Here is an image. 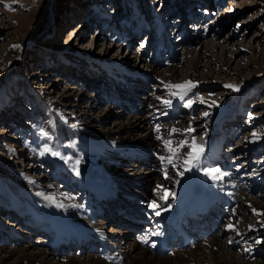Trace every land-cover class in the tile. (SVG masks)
<instances>
[{"label": "rangeland", "instance_id": "rangeland-1", "mask_svg": "<svg viewBox=\"0 0 264 264\" xmlns=\"http://www.w3.org/2000/svg\"><path fill=\"white\" fill-rule=\"evenodd\" d=\"M187 81L195 87L186 94L168 87ZM230 84L239 90L226 87ZM133 117L148 119L149 130L119 131ZM148 134L152 144H138V136ZM193 138L194 149L188 147ZM45 146L60 156L41 155ZM169 148L178 151L173 155ZM136 151L145 154L129 155ZM190 151L201 153L202 168H217L224 178L213 180L195 167L187 171L183 161ZM97 171L117 177V192L129 211L115 210L134 221L120 224L96 212L92 218L103 227V237L96 239L89 236L86 214L91 215L88 201L92 208L96 204L90 176ZM135 171L142 179L133 177ZM199 174L216 185L214 200L220 201L211 208L216 226L197 242L218 236L245 264H264V220L250 206L264 210V0H0V257L16 250L0 264H32L17 259L25 248L54 253L48 260L64 264L60 248L62 256L49 251L51 216L65 227L60 243L74 234L89 236L71 242L79 247L77 258L101 256L108 243L117 247L111 253L127 254L128 240L169 230L155 211L186 208L179 194ZM225 180L233 187H220ZM84 187L93 189L91 196ZM209 190L201 186L197 194ZM153 201L159 205L155 211L149 207ZM11 208L40 218L49 233L39 225L22 226ZM232 219L235 230L228 227ZM183 248L195 250V244ZM120 260L114 263L130 262Z\"/></svg>", "mask_w": 264, "mask_h": 264}, {"label": "bare ground", "instance_id": "bare-ground-1", "mask_svg": "<svg viewBox=\"0 0 264 264\" xmlns=\"http://www.w3.org/2000/svg\"><path fill=\"white\" fill-rule=\"evenodd\" d=\"M199 64H200V61H197V63L195 64L196 70L198 69L197 67ZM171 76H172V78H174L176 75L174 73H171ZM188 79H186L184 77L181 80H188ZM181 80H179V81H181ZM105 114L107 115L110 113L107 112ZM148 124H149L148 119L147 120L146 119L141 120L140 118L133 117V118L129 119L127 123H124V125H120L119 131H121L122 133H126V134L127 133L132 134L133 131L131 132V130L135 126L136 127L137 126H141V127L143 126L146 130H149ZM105 135H106V137H108L109 134L105 132ZM150 136L151 135H149V134L146 135L145 137L138 136L139 137V138H137L138 144L144 146L145 141L147 143V141L151 138ZM102 139L105 140L107 138L102 137ZM126 140H128V139H126ZM148 142L150 144H152L151 141H148ZM106 145H107V142H104V146H106ZM132 153H129V155L141 156L142 154L143 155L145 154V152L139 153V151L132 152ZM123 154H126V153H123ZM102 158L104 159V158H108V157H102ZM97 172H98L97 174H92L90 176V185L93 188H95L96 192H97V199H94L96 204L92 208V204L90 203V201H88L87 207H88L89 213L91 215L89 217V215L86 214L87 215L86 228L90 232L89 236H93L96 239L103 237V234H102L103 233V227L101 225L97 224L98 223L97 220L94 221L92 218L96 212L104 211V213L109 214V216L111 218H115L118 215V210H115V209L127 208L126 209L127 213L129 211V207H127L128 206L127 201L120 198L119 194L117 192L118 191V189L116 188L117 177L114 176L113 174H111L109 171H106V172L97 171ZM142 175L143 174H141V172L137 173L135 171V173H133V177L135 176L136 178H138V176L140 177ZM147 175H148V177L145 178L144 180L146 181V184L149 185V182L153 178V174L149 173ZM196 178H197V180H194L192 183L184 184L182 189H181V192L179 194L180 206L186 207V208L179 209V207L177 206V208L179 210L177 208H175L174 210L177 209L176 211H170V212L159 211L160 216L163 217L164 219H166V221L170 225V229L168 230V232H165V231L163 232L162 230H160L161 229L160 228V229L153 230L147 236H141V235H139L140 237L136 236L137 238L135 237V239H137V241H135V240L132 241V239L128 240L127 244L129 246V249L126 250L127 254L124 253L125 250H123L124 252H121L118 250L119 252H116V254L111 253L112 251L115 252V250H117V247L114 245L115 243H108L107 246L105 247V250L103 252H100L101 256L89 254L88 256H86L83 259L77 258L76 257L77 254L74 251L78 250L79 247H77V245H76L77 243L71 244V242L75 239L78 240L80 238L75 237L76 234H74V236H68L67 237L68 243H60L61 242V236L65 235L66 230H65L64 225L61 223L60 218L56 217V216H51L52 217V223H51L50 231L54 235H53L52 239H49V243H48V244H50L49 251H53V250L57 249L56 252H58V254L61 255V252L58 251V249L60 248L62 251V255H63L62 259L65 258V260H66V261L64 260L65 261L64 264H115L114 262H116V261L120 262L121 261L120 259L123 257H126L130 260V262L124 263V264H245V261H243V260L241 261L240 260L241 258L239 259V257L236 256V253L233 254L228 249V246H226L218 236L213 237V238L210 237L211 239H208V240L206 239L204 241V243H206V244H202V243L197 242L195 240V237L197 235L199 237H201L203 232H204V231H200V229L212 230V227H214V225L217 224L215 216L212 215V213H211V211H212L211 207L213 205H215L216 201H219L217 199L214 200V195L216 194V189H215L216 185L205 181V178H203V175H201V174L196 176ZM223 178H224V176L222 177V179ZM137 180H139V178ZM82 181H85V180H82ZM225 181H223V184H220V187L227 188L226 186H229V185H231L229 187H233L232 183H230L229 181H226V182ZM80 183H81V181H80ZM158 185H159V188L163 186L160 183ZM201 186H206L207 188H209L210 189L209 192L205 195H198L197 191H198L199 187H201ZM79 187H80V184H79ZM84 188L88 189V191H89V192H87L85 190L84 193L86 195L88 194L91 196L93 189L89 188V187L88 188L84 187ZM84 193H82V194H84ZM220 193L222 195L227 194V193H223L219 189L217 191L218 196L223 198L224 201L230 202V199H228V197H227V199L229 201L225 200V198ZM228 196H229V198L232 197L231 195H228ZM83 197H82V199H83ZM223 199H221V200H223ZM99 201L104 202L105 203L104 206L102 203L99 204ZM232 201L233 200L231 199V202ZM139 202H140V200H139ZM141 202H140L141 204H144L143 201H141ZM110 203L121 204L124 206L123 207H117L116 205L113 206V204H110ZM199 203H201V204H199ZM4 205L7 206V204H4ZM8 206H10V205H8ZM250 206L255 210H261V213H264L263 207L259 208L256 203L252 202V203H250ZM9 212L13 213L14 216H16V215L18 216L19 223L22 224V226H27L30 228V226L33 225L34 229H36V230H37V228L35 226H37V225H39L38 227L41 226L39 224L41 221L40 218L36 217L37 220H34L35 218H33V219L26 218V216H28V214L25 213L24 215H22L18 212L14 213L13 209L9 210ZM187 217H189V219L192 218L193 223H191V224L187 223V220H186ZM259 218H260V221L263 222L264 214H261V216ZM126 220H128V218L126 216H121V217H118V220H116V221L123 224ZM50 221H51V218H50ZM67 222L71 223V224L73 222L75 223L74 220H73V222H70V221H67ZM82 223H84V222H82ZM230 224L233 227L235 226L234 225L235 223L233 224V219L230 221ZM262 224H264V223H262ZM117 229L118 228H115L114 230H117ZM41 230L44 231V233H46V232H47V234L49 233L47 231V228L42 229V226H41V229H39V231H41ZM120 230L121 229H118L117 231H120ZM183 230L187 231L189 234V237H190L189 243L190 242L195 243V250L184 251V250H188V248L187 249L183 248L188 244V243H186L188 241H184L183 237L181 236V232ZM32 231H35V230H32ZM120 232H122V231H120ZM153 233H160V234L156 235ZM131 234H133V231H132V233H130V235ZM16 235L17 234L14 235V238L16 237ZM89 236H87L86 238H88ZM112 237H114L113 239L115 241H117V239L115 238V234H112ZM141 237H146L148 242L143 243L141 241ZM85 239H80V240L83 241ZM53 241H54V243H53ZM172 244H177L178 248L176 250H171V252L169 253V254L172 253L171 255H167L168 253L165 255H162V253H165V252L162 251L161 249H166V248L170 247V245H172ZM75 245H76V247H75ZM68 247L73 248V250L72 249L69 250ZM190 248L192 249L194 247H190ZM204 248H209L208 249L209 250L208 255L204 254V252H203ZM93 249H95V247ZM93 252L94 251H92L91 253H93ZM8 253L9 254L5 255L3 258L0 257L2 262H5L7 260V258L14 256L16 253V250L11 249V251ZM117 253H119V254H117ZM50 255H55V254L50 253L47 256H50ZM47 256H46V252L44 250H39L36 252L35 251L29 252L28 249L25 248V250H23V252H21L19 254V256H17V259L20 262L22 258H25V259L27 258L29 262H32V264L37 259H40L42 264H57V262H55V261L48 260Z\"/></svg>", "mask_w": 264, "mask_h": 264}, {"label": "snow or ice", "instance_id": "snow-or-ice-1", "mask_svg": "<svg viewBox=\"0 0 264 264\" xmlns=\"http://www.w3.org/2000/svg\"><path fill=\"white\" fill-rule=\"evenodd\" d=\"M8 7H10V6H8ZM15 47H19V46L17 45ZM168 87L170 89L185 90V92L183 94H186V90H190L192 87H195V84H193L191 81H187L184 84H172V85H168ZM226 87L232 88L233 90H236V91L239 90V86H237V85H231L230 84V85H226ZM171 94L174 95V96L179 95L180 98L183 99V94L181 92L173 91ZM163 103L165 105H171V101L170 100H165V101H163ZM187 106H189V107L191 106V101L188 102ZM204 115L207 116L208 113L205 112ZM156 130H157V132H159V130H160L159 127H157ZM172 131H176V129H173ZM188 131H193V129L190 128V129H188ZM42 135L47 137L48 133L44 132V133H42ZM253 136L254 137H258V134L257 133H253ZM158 138L162 139V137H158ZM164 143L167 146L170 143V141L165 140ZM183 146H184V142L182 141L179 147H183ZM188 147L192 148V149L197 147V145L195 144V139L194 138H193V143L189 144ZM168 150H169V152L173 153V155H175L176 151H178V149L174 150V149H171V148H169ZM44 153H51V155H53V156H60L59 152L54 151L52 148L47 147V146H45L43 152H41V155H43ZM201 153H202V149H201ZM201 153H194L193 151L188 152L187 153V157L183 161V167L187 171H191L192 168L195 167V168H198L201 171H203L205 176L210 177L213 180L221 179L223 174H220V170L219 169H217V168H202L201 167V162H200ZM61 159H66V158L61 156ZM160 159H161V161H164L165 157H160ZM77 163H79V162L77 161ZM167 163H169V164L173 163L172 156H169L167 158ZM173 166L175 167L174 164H173ZM74 171H76V174L79 175L78 170L74 169ZM180 175H183V172H180ZM165 178H167V173H165ZM158 188H159V186H158ZM161 198L162 199H166L167 198V193H165V196L161 197ZM58 206L59 207H63L62 204L58 205ZM149 207H151L155 211L159 207V205H157L156 202L153 201L152 204L149 205ZM253 212L255 213L256 210L253 209ZM155 214L156 215H160V212L159 211H155ZM256 214L257 215H261V214H264V213H256ZM228 227H229L230 230H235L231 224H229ZM153 234L159 235L160 233H153ZM141 241L143 243H147L148 242L146 237H141Z\"/></svg>", "mask_w": 264, "mask_h": 264}]
</instances>
